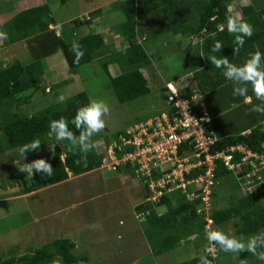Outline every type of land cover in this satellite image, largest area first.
Listing matches in <instances>:
<instances>
[{
    "label": "rangeland",
    "instance_id": "obj_1",
    "mask_svg": "<svg viewBox=\"0 0 264 264\" xmlns=\"http://www.w3.org/2000/svg\"><path fill=\"white\" fill-rule=\"evenodd\" d=\"M15 1L18 5H14L12 0H0V13L2 11L7 12L13 7L14 10L11 9L12 13L9 14L13 15L14 12L17 13L32 7V4H39V0ZM114 1L45 0L50 8V14L55 20V23L50 26L57 27L59 24L60 30H66L65 32L70 40L77 39L90 32L105 34L106 26L118 23L117 19L122 20V11L116 9L114 14H118L115 19L111 18L109 20L111 23H105L106 18L103 20L101 18L93 19L92 26L79 25L75 28L73 36L68 34L74 25L75 19H85L86 14L90 10L102 6L100 4L112 2V6L115 7L124 0ZM112 3H110V6ZM240 5H242L241 0H236L230 4L232 14L240 13ZM105 8V11L108 12L107 6ZM158 13V11H154L140 15L137 19L139 31L149 16H158ZM166 34L164 33L157 39L152 36L148 41L150 44L154 43L160 47L146 46L151 53L149 72L151 77L147 81L150 88L148 94L127 102L117 100L109 77L102 66V61L108 60V56L113 55L110 52L115 51L116 48L105 51L103 49L102 53L105 58H94L92 61L79 66L74 73L69 72L63 54L56 52L44 58V82L41 85L33 86L21 95L18 111L27 115L40 116L45 114L47 107L58 104L56 109H61L65 106L68 98L85 91L89 100L103 101L110 108V112L104 117L106 121L105 129L101 132L102 134L99 133L93 137V140L97 142V149L101 148L103 142H105L104 136L111 138L116 132L128 130L138 122L166 111L169 91L161 83V80H176L177 75L183 70L201 64V61L197 59L202 54H200L201 44L199 46L197 44L188 46L187 43L186 46L180 48L173 38L169 41L166 40ZM27 41L24 39L13 43L9 53L1 51L0 59L5 60V64L3 60H0V65L29 62L32 55L29 51V41ZM122 49L119 51H123ZM128 66V64L119 66L117 62H110L108 71L112 67V72L117 74ZM53 85L57 86L52 89ZM61 94L66 98L63 103L58 102V97ZM209 95L226 109L224 113L229 110L228 108H233L234 105L232 104H236L231 99L239 98L242 101L244 98L234 97L233 92L227 94L225 86H221L220 90L213 91ZM248 96L252 100L251 104L242 103L234 112L229 111L226 113L227 118L232 120L231 126L234 128L241 129L247 126L248 119L244 115L255 116L256 120L264 118V114L250 110L253 105L260 103L251 91L250 86ZM4 140L2 141L3 144ZM39 141L42 144L40 151L29 152L26 157L20 154V147L9 148L0 143V196H17L23 193L21 191L26 190L28 192L34 188L39 173L34 174L33 178H26L27 174L21 173L18 167L23 165L24 162H31L37 158H45L49 161L53 154L49 146H53L56 141L45 138H41ZM59 143L62 146L71 147L68 141ZM252 173L250 172L252 176L247 178L246 176L235 177L236 173L232 172L220 178L217 183L213 180L215 186L214 188L211 186L210 190L215 191V194L211 208H223L227 206L228 202H235L239 196L245 195L249 191L255 192L264 205V164L263 166H257ZM128 175L135 184L137 183V188L140 187L141 202L145 197L143 184L133 174L128 172ZM118 177L119 173L117 171L98 168L97 171L89 175L77 176L71 181L47 191L1 202V256L8 257L13 252L21 254L26 252L27 249L34 250L56 238L62 237L76 240L78 248L74 249L73 252L80 257V260L75 264H180L201 254V249L207 244L205 231L206 229L212 230V226L209 229L205 226L202 233L185 238L171 251L161 255H153L156 235L159 237L160 234L159 229L149 227L148 222H141L140 219H137L133 207L137 199L135 197L130 198L129 187H126L124 182L121 183ZM240 181H242L241 184ZM230 195H232L231 201H229ZM165 210V206L157 208L158 213ZM51 213L53 214L48 218V221L45 216H49ZM30 218L31 220H29ZM217 229L244 241L253 236L237 235L232 222L215 226V230ZM262 230L264 229L258 232ZM212 256H214V264H241L239 256L233 253L216 252ZM52 262L53 264H64L58 256H54ZM259 264H264V261H260Z\"/></svg>",
    "mask_w": 264,
    "mask_h": 264
},
{
    "label": "trees",
    "instance_id": "obj_2",
    "mask_svg": "<svg viewBox=\"0 0 264 264\" xmlns=\"http://www.w3.org/2000/svg\"><path fill=\"white\" fill-rule=\"evenodd\" d=\"M234 1L236 0L121 1L118 8L126 18L116 26L127 46L123 51L113 52V55L108 56V60L102 61L103 69L109 77L117 100L127 102L149 92L147 80L139 69L141 64L148 61L149 53L136 38L135 21L137 16L153 12L155 9H161L166 30L173 34L180 33L183 37H188L198 36L204 31L200 47L202 55L197 58L201 61V65L195 66L197 69L193 73L197 91L220 90L221 86L231 82L224 78L220 69L211 65V62L207 60L208 56L216 55L218 58L227 56L230 62L239 66L249 58L250 53L260 51L264 54V0H251L250 7L240 5L239 15L243 21L253 27V35L251 38L246 37V42L239 54L233 55L234 37L227 31L226 16L230 4ZM100 13L101 9L97 8L91 11L85 19H75L68 34L73 36L77 26L89 24ZM0 21L2 22L0 23V31L7 34V39H0V46L26 39L29 41V51L32 55V59L27 63L7 64L0 67V143L3 144L2 141L5 139L3 144L5 147L15 148L41 138L53 139L55 142L54 138L48 136L49 122L61 117L66 118L69 129L79 135V131L71 121L77 109L90 101L85 91L68 98L65 106L61 109H56L58 104L47 107L45 114L40 116L19 112L18 105L21 101V95L25 91L44 82V58L49 55L61 52L70 73L76 72L79 66L92 61L94 58H105L102 53V50L105 49L102 35L94 32L77 39H68L66 30L59 32L56 27H50V24L55 23V20L50 14L47 3L19 11L7 20ZM74 41L81 46L84 52L79 64L74 63V55L70 51ZM216 41L222 43L223 49L221 52L213 53L211 49ZM110 62H117L119 66L128 64L131 69H125L120 73L111 75L108 71ZM262 65H264V61H262ZM55 86L57 85H53L52 89ZM227 91L228 88H226ZM181 94L184 97H189L191 91ZM247 119L248 124L244 127L246 129L242 128L235 133L219 135L216 142L210 146L209 152L211 154L228 152L230 147L242 145L256 154L263 155L264 161V118L256 120L255 116H248ZM247 129L249 131L243 133ZM126 131L116 132L111 138L104 136L103 148L97 149L96 147L88 154L87 166L83 163H76L81 158L78 149L70 150L71 147L62 146L56 141L53 145V154L49 159L54 168V174L50 178L44 175L39 177V180L34 183L33 189L39 188L42 184L59 182L67 176L68 172L73 175H80L99 168L101 158L106 154L108 145L113 141L119 144V136H127ZM184 148L187 149V146ZM115 150L117 153L116 147ZM128 150L130 148L123 149V151ZM231 154H233L232 162L237 163L244 153L235 150ZM259 161L256 160V163ZM121 168L133 174L142 183L137 176L136 166H133L130 161L118 167V169ZM251 170L250 164H243L234 170H230L221 159H215L213 180L217 183L220 178L232 172L236 173L235 177H242L249 172L253 174ZM204 171L205 166L196 168L187 174L186 178L196 177ZM152 175L154 179H157L159 173L153 171ZM241 182L239 183L241 184ZM142 184L145 197L135 206L134 211L136 215L145 214L141 222L146 221L149 223V227L159 229L160 234L159 237L156 235V242L153 247L154 255L171 251L185 238L204 231L207 224L206 214L204 211L199 214L196 211L200 197L189 201L185 193L178 189L171 193H164L158 200L149 201L146 198L152 193L149 191L147 183ZM214 186L213 184L212 188ZM214 194L215 191L212 190L209 199L210 206L207 211V216L212 220V223L206 228L209 229L212 226V230H215V226L232 222L235 233L240 236L254 235L259 230L264 229V205L255 192L249 191L245 195L239 196L235 202H228L227 206L219 209L211 208ZM231 199L232 195H230L229 201ZM160 206H165L166 210L158 213L157 208ZM74 246L75 244L69 238H56L34 250L27 249L21 254L13 252L8 257H3L0 254V264H53L54 256L60 257L64 264H75L80 260V257L74 254ZM199 257L200 255L180 264H199ZM213 257L212 254L208 257L212 264H214ZM239 258L246 259L247 264H259L260 262L250 253H242Z\"/></svg>",
    "mask_w": 264,
    "mask_h": 264
},
{
    "label": "built area",
    "instance_id": "obj_3",
    "mask_svg": "<svg viewBox=\"0 0 264 264\" xmlns=\"http://www.w3.org/2000/svg\"><path fill=\"white\" fill-rule=\"evenodd\" d=\"M168 84L171 83H166V87ZM171 85V89L167 87L169 95L166 111L129 128L126 131L127 136H119V144L111 142L106 154L101 158L99 168L116 171L118 167L130 161L136 166L137 176L142 183L148 184L152 193L146 198L149 201L178 189L185 193L189 201L200 197L197 213L205 212L206 226L209 227L212 220L207 216V211L210 206L215 159H221L228 169L250 164L253 171L257 166H263V155L256 154L242 145L232 146L228 152L211 154L210 146L217 138L206 108L202 103L196 105L192 97H184L173 84ZM186 146L187 149L184 148ZM125 148L130 150L123 151ZM235 150L244 153L237 163L232 162L231 152ZM256 160L260 161L256 163ZM202 166H205L203 173L186 178L192 170ZM153 171L159 173L157 179L153 178ZM244 176L248 178L251 176L250 172ZM144 216V213L136 215L140 221Z\"/></svg>",
    "mask_w": 264,
    "mask_h": 264
},
{
    "label": "clouds",
    "instance_id": "obj_4",
    "mask_svg": "<svg viewBox=\"0 0 264 264\" xmlns=\"http://www.w3.org/2000/svg\"><path fill=\"white\" fill-rule=\"evenodd\" d=\"M241 4L245 7H250L251 0H241ZM226 20L227 31L234 37V47L232 49L233 55L235 56L239 54L240 49L244 46L246 42L245 38H251L253 35V27L249 23L243 21L239 14H232L231 6L228 8ZM0 39H7V34L0 31ZM222 49V43L216 41L211 51L217 53L221 52ZM70 51L74 55V63L79 64L84 56L81 46L74 41ZM207 60H209L211 65L215 68L221 70L226 80L233 83L234 97H245L248 99L250 86L256 99L260 101L259 104L253 105L250 110L252 112L264 114V65H262L264 54L260 51L250 53L249 58L239 66L230 62L227 56L218 58L216 55H210L207 57ZM167 87L171 89L172 85L168 84ZM65 99V96L61 94L58 97V102L63 103ZM235 106L236 105H234V107ZM109 112L110 108L105 102L90 100L88 104L77 109L71 121L79 131V135L71 131L68 127V120L61 117L60 119H54L49 122L48 136L54 138L57 142L68 141L71 145L70 150L78 149L79 151L81 158L77 160L76 163H83L87 166L88 154L97 147V142L93 140V137L105 129L106 121L104 117ZM41 145V142L36 139L21 146L19 152L22 156L26 157V154L29 152H39ZM49 147L53 151V146ZM18 169L21 173L27 174L26 178H33L36 173L49 178L54 174L52 164L45 158H37L31 162H24ZM205 239L207 240V244L201 249L199 264H212V261L208 257L210 254H215L216 252L233 253L237 256H240L242 253H250L258 260L264 261V230L244 241L234 236H229L218 229H206ZM241 264H247L246 259H241Z\"/></svg>",
    "mask_w": 264,
    "mask_h": 264
},
{
    "label": "crops",
    "instance_id": "obj_5",
    "mask_svg": "<svg viewBox=\"0 0 264 264\" xmlns=\"http://www.w3.org/2000/svg\"><path fill=\"white\" fill-rule=\"evenodd\" d=\"M38 2H39V4H37V5L46 3L45 0H42V1L39 0ZM12 3H14V5L15 4L18 5V3L15 0H12ZM110 3H112V2H110ZM110 3L108 4V2H107V4L106 3L105 4H100L102 6H100L98 8L101 9V13L98 16L94 17L93 19H100L101 18L103 20L104 18H106L107 20L105 21V23H108L111 18L115 19L116 15L118 13L114 14V10L119 9V8H118V6H115V7L112 6L113 3L110 6ZM37 5L36 4H32L31 6L33 7V6H37ZM106 6H107V9H108V12L105 11L106 10V8H105ZM15 8H17V7H15ZM11 9H13V7ZM11 9L9 11H7V12L2 11V13H0V20H4L5 21L8 18H10V16H12V15H9L10 13H12ZM93 10H95V9H93ZM93 10H90L86 15L88 16L89 13L91 11H93ZM154 11H158L159 15L158 16L151 15V17L149 16L147 18V20L140 27V31L138 29V20H137L140 15L137 16L136 21H135V28H136V34H137L136 38L138 39V42H140L145 47L146 50H147L146 46L148 47L149 45H153L154 47H156V46L160 47L159 45H155L154 43L150 44L148 41H149L150 37H152V36L154 37L155 36V38L157 39L158 37H161L164 33H167L165 35L166 40L169 41V40H171V38H173L175 40V42L177 41V46L180 47V48L186 46L187 43H188V46H190V45L194 46L195 44H197L199 46L201 44L202 39L204 37V34H203L204 31H202L200 33V35H198V36H188V37H183L180 33L173 34L170 31L166 30L165 19L163 17L161 9H155ZM14 14H15V12H14ZM122 15H123V19L122 20L121 19H117L116 20L118 23H120L121 21H123L126 18L124 14H122ZM93 19L91 20V22L89 24H84V25H87L88 27L92 26ZM102 20H100V21H102ZM109 23H111V22H109ZM118 23H116V24H114L112 26H106L105 27V34L104 33L102 34L100 32H96V33H100L102 35L103 42H104V45H105L104 51L108 50L110 48H112V49L116 48L115 51H113V52H118L121 48L124 49L127 46V43L123 40V37H122L120 31H118V28L116 26ZM108 25H110V24H108ZM59 27L60 26L58 24V26L56 28L58 29ZM59 30H60V28L58 29V31ZM74 34H75V32H74ZM86 34H88V33H85L82 36H84ZM82 36H80V37H82ZM80 37H78V38H80ZM15 43H17V42H15ZM12 45L13 44L6 45V46H0V52L1 51H5V52L9 53V50L13 47ZM200 50H201V48H200ZM113 52H110V53H113ZM147 52L149 53L148 61L144 62L143 64H141L139 69L142 72L143 76L148 81V79L151 77V74L149 73L150 72V66H151V55H150L151 53L148 50H147ZM200 54H201V51H200ZM0 60H3V59H0ZM4 61L5 60H3V63H4ZM198 63H200V62L198 61ZM4 64L0 65V67L1 66H5ZM198 65H201V64H198ZM126 69H128V70L131 69V66L129 65ZM196 69H197L196 67H192L191 66L190 68L180 72L177 75V77L175 78L176 80H164L163 79V80H161V83L164 84L165 88H166V83H171L181 93H189L191 91V95L189 97H192V100H193V102L196 105H199V104L202 103L204 105V107L206 108L209 116L211 117V122H212V126H213V129H214V133H215L216 138H218L219 135L221 136V135H224V134H227V133L228 134L235 133V132L241 130L242 128L241 129L240 128H234V127L231 126L232 120L227 118L228 116H227L226 113L229 112V111L234 112L240 106V104H242V103L251 104L252 103L251 98L249 96H248V99H246L244 97L242 101L239 98H237L235 100L231 99V100L236 102V104H232V105H236V106L235 107L233 106L232 109L228 108L229 110L226 111V113H224L226 109L224 107H222V105L219 104V102H217L216 100H213V98L210 97V95H209V94H212V92L214 90L206 91V92H201L199 90L198 91L196 90L194 76H193V73H194V71ZM108 70H109V68H108ZM112 71H113L112 67H110V71H109L110 74L112 73L111 75H115ZM147 85H148V83H147ZM233 87H234V85H233L232 82H229L228 84H225V88H229L228 91H227V94H231L233 92ZM149 92H150V88H149ZM230 98H232V97H230ZM244 116H246V118H248V115H244ZM145 120H147V119H145ZM145 120H143V121H145ZM143 121H141V122H143ZM138 123H140V122H138ZM244 129H246V128H244ZM248 131L249 130L247 129L243 133H247ZM97 170H98V168H96L94 170H91L89 172L80 174V175H73L70 172H68L67 176L64 179H62L61 181H59V182L52 183V184H42V186H40L39 188H36L34 190L32 189V190H30L28 192H26V190L25 191H21L23 193L20 194V195H17V196L16 195L10 196V197H8V196H0V203L3 202L4 200L11 201V200H15V199H20L22 197H27L30 194H33V193H36V192H43L45 190L47 191L48 189L55 188L57 186H60V185H62L64 183L68 182V181H71L73 178H76L77 176H86V175H89L90 173H93L94 171H97ZM117 172L119 173V177H118L119 181L121 183L124 182L126 187H129L130 198L132 199L133 197H135V199H137V201L133 204V207L135 208V206L138 203H140V187L138 186V188H137V185H136L137 183L135 184L131 180V178L128 177L129 176L128 172L124 168L118 169ZM123 174H125V175H123ZM39 177H43V175H39L38 174L37 175V178H38L37 181L39 180ZM52 214L53 213H51L49 216L46 215L45 218L48 220V218ZM75 217H77V216H75ZM29 220H31V218ZM40 220H38V221H40ZM56 220L60 221V222H63L62 220H58V219H56ZM70 240L75 244L74 249H77L78 246H77L76 240L75 239H70Z\"/></svg>",
    "mask_w": 264,
    "mask_h": 264
}]
</instances>
